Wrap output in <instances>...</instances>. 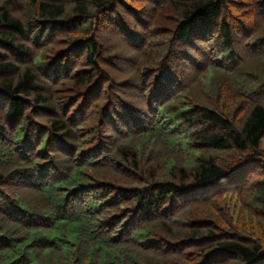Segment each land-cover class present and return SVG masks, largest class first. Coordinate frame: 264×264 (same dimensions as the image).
I'll list each match as a JSON object with an SVG mask.
<instances>
[{"label": "trees", "instance_id": "trees-1", "mask_svg": "<svg viewBox=\"0 0 264 264\" xmlns=\"http://www.w3.org/2000/svg\"><path fill=\"white\" fill-rule=\"evenodd\" d=\"M263 140L264 0H0V264H264Z\"/></svg>", "mask_w": 264, "mask_h": 264}, {"label": "rangeland", "instance_id": "rangeland-1", "mask_svg": "<svg viewBox=\"0 0 264 264\" xmlns=\"http://www.w3.org/2000/svg\"><path fill=\"white\" fill-rule=\"evenodd\" d=\"M111 71V70H110ZM112 72V71H111ZM113 74H118L117 72H112ZM121 74V73H119ZM263 147H264V140H263ZM228 204L233 208V209H237V207L239 206L240 208V204H238V202L235 199H230Z\"/></svg>", "mask_w": 264, "mask_h": 264}]
</instances>
